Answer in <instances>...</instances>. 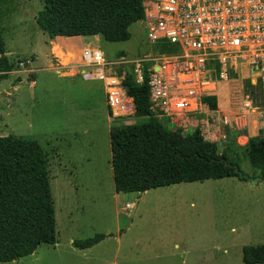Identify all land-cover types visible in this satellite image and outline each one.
<instances>
[{
    "label": "rangeland",
    "instance_id": "374dc122",
    "mask_svg": "<svg viewBox=\"0 0 264 264\" xmlns=\"http://www.w3.org/2000/svg\"><path fill=\"white\" fill-rule=\"evenodd\" d=\"M43 9L44 0L1 4L7 57L15 69L0 82V137L37 141L48 154L57 244L42 245L34 255L5 264H245L244 247L264 245V182L254 185L238 178L181 182L144 195L130 184L118 192L112 130L148 119L138 118L136 111L113 116L105 83L84 80L81 62L70 63L62 41H51L39 29L37 17ZM130 32L131 40L124 43L89 37L87 47L114 63L108 76L123 80L137 61L158 56L142 23ZM54 46L63 62L53 53ZM211 79L215 85L197 93V105L188 101L190 114L171 110L168 117L157 109L155 115L170 125L182 118L206 119L202 111L209 117L221 116V121L210 122L221 154L231 142L243 148L251 137L264 135L262 86L242 75L230 76L227 82ZM187 89L181 87L176 96H188ZM247 101L250 109L244 107ZM235 113L246 120L237 121ZM225 118L232 124L230 131ZM231 155L241 161L244 175L260 178L242 149L233 148ZM97 235L105 239L91 249L74 245Z\"/></svg>",
    "mask_w": 264,
    "mask_h": 264
},
{
    "label": "trees",
    "instance_id": "16d2710c",
    "mask_svg": "<svg viewBox=\"0 0 264 264\" xmlns=\"http://www.w3.org/2000/svg\"><path fill=\"white\" fill-rule=\"evenodd\" d=\"M3 2L0 0V82L8 79V74L15 69L7 57L3 36ZM144 15V0H44L37 25L51 39L94 36L108 43H124L131 40V27L141 23ZM155 46V52L160 55L180 52L178 46L168 42ZM56 56L63 62L62 57ZM132 71H125L123 87L134 101L138 118H147L148 122L112 130V165L118 192H124L130 184H134L139 193H145L181 182L199 183L228 178L247 181L236 171L235 166L241 171V161L231 155L233 148L244 151L264 182V135L251 137L243 148L231 142L221 154L219 145L205 140L199 130L185 136L172 132L169 129L171 125L162 122L152 109L150 73L146 69L144 82L138 83ZM262 108L264 105L260 106ZM49 160L37 141L15 136L0 137L2 264L30 257L42 245L57 244ZM104 239L105 236L97 235L74 242V245L88 250ZM243 262L264 264V245L245 246Z\"/></svg>",
    "mask_w": 264,
    "mask_h": 264
},
{
    "label": "built area",
    "instance_id": "2783aa9c",
    "mask_svg": "<svg viewBox=\"0 0 264 264\" xmlns=\"http://www.w3.org/2000/svg\"><path fill=\"white\" fill-rule=\"evenodd\" d=\"M144 7L145 18L141 23L149 43L168 42L180 49L177 54L157 53L156 57L137 61L132 71L138 83L144 82L146 69L150 73L154 112L158 109L171 117V110L182 112L193 102L197 105V93L215 85L211 77L227 82L230 76H247L264 88V0H144ZM146 63L155 66L149 68ZM81 65L85 68L84 80L105 83L107 104L113 116L135 113L133 99L123 93L124 79L107 75L114 63L106 62L100 51L86 49L81 55ZM181 87H188V96H176ZM244 105L251 108L249 101ZM203 114L206 119L182 118L178 123L172 122L169 129L181 136L199 130L205 140L217 143L210 122H219L221 117L215 113L209 117L202 111L200 115ZM235 114L237 121L246 120L245 115ZM225 124L232 130L228 118Z\"/></svg>",
    "mask_w": 264,
    "mask_h": 264
},
{
    "label": "crops",
    "instance_id": "0c3cea01",
    "mask_svg": "<svg viewBox=\"0 0 264 264\" xmlns=\"http://www.w3.org/2000/svg\"><path fill=\"white\" fill-rule=\"evenodd\" d=\"M98 39L99 38L96 37V40H98ZM54 40L62 41L63 45H65L67 47V49H68L67 57L65 56L66 59L68 61H70V63H75V64L81 62V55H82L83 51L86 50V49L90 50V47H87V46L90 45L91 42H92L89 39V37H86V36L51 39V41H54ZM54 48H55V46L53 47V53L55 54ZM55 56H56V54H55ZM32 63H33V61H32ZM256 85H260V84H256L254 82V86H256ZM219 117H221V116H219ZM145 194H146V192H145Z\"/></svg>",
    "mask_w": 264,
    "mask_h": 264
},
{
    "label": "water",
    "instance_id": "95a60500",
    "mask_svg": "<svg viewBox=\"0 0 264 264\" xmlns=\"http://www.w3.org/2000/svg\"><path fill=\"white\" fill-rule=\"evenodd\" d=\"M235 168H236V171L240 174V177H241V178H243V179H247V180L251 181L252 184H254V185H256V184H258L259 182L262 181V178L251 179L249 176L244 175V174L239 170L238 166H235ZM143 195H144V193H143ZM136 207H137V205H136Z\"/></svg>",
    "mask_w": 264,
    "mask_h": 264
},
{
    "label": "bare ground",
    "instance_id": "6f19581e",
    "mask_svg": "<svg viewBox=\"0 0 264 264\" xmlns=\"http://www.w3.org/2000/svg\"><path fill=\"white\" fill-rule=\"evenodd\" d=\"M123 93H126V90H123ZM121 107H122V104L118 107V110H117V111H121V110H120Z\"/></svg>",
    "mask_w": 264,
    "mask_h": 264
}]
</instances>
